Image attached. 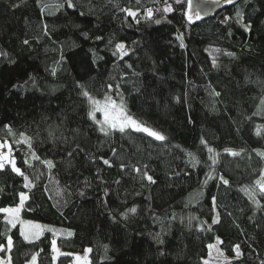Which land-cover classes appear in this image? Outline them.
<instances>
[{
  "label": "trees",
  "instance_id": "obj_1",
  "mask_svg": "<svg viewBox=\"0 0 264 264\" xmlns=\"http://www.w3.org/2000/svg\"><path fill=\"white\" fill-rule=\"evenodd\" d=\"M73 4L69 9L65 0H0V51L7 54L0 56V142L12 148L5 154L0 148V153L10 155L28 177L26 182L4 161L0 208L18 206L23 192L28 196L24 219L73 233L45 232L30 243L20 235V225L11 227L0 213V245L7 248L8 237L13 240L11 252H0V261L11 256V264H33L35 256L34 264H72L74 255L91 248V264H174L188 237L197 236L200 243L190 264H205L207 246L217 243L231 264H261L264 0H242L194 26L186 19L187 0H73ZM165 7L172 12H163ZM123 9L138 16L133 19ZM156 19L161 20L159 25ZM242 24L251 27L245 31ZM85 32L88 39L81 35ZM24 39L31 46L23 44ZM117 43L128 49L122 59L113 55ZM61 46L68 62L51 75ZM93 52L104 59L93 61ZM30 77L36 78V88ZM24 81H29L26 90L14 87ZM78 81L86 83L85 90L97 100L107 94L120 103L122 94L131 115L166 140L131 129L104 136L100 125L87 116L91 103L75 88ZM109 83L111 90L105 87ZM206 88L223 93L214 105ZM76 145L83 151L68 157ZM45 159L53 167L44 164ZM144 171L157 183L142 179ZM221 175L228 185L219 180ZM105 200L118 222L105 210ZM131 207L137 208L136 214L122 220L120 214ZM217 214L219 222L213 224ZM191 217L196 219L190 221ZM156 233L163 236V245L153 240ZM52 240L67 254H60L57 261ZM236 245L242 253L239 258Z\"/></svg>",
  "mask_w": 264,
  "mask_h": 264
},
{
  "label": "snow or ice",
  "instance_id": "obj_2",
  "mask_svg": "<svg viewBox=\"0 0 264 264\" xmlns=\"http://www.w3.org/2000/svg\"><path fill=\"white\" fill-rule=\"evenodd\" d=\"M176 2L179 3V0H176ZM214 2L215 3H221L222 0H214ZM223 2L225 4H227V5H232L235 2V0H223ZM65 3H66V5H67V7L69 9H74L73 0H65ZM57 7L59 8V7H61V5H57ZM123 11H126L127 12V16H130L133 19H136V17L138 16L137 12H134V11H131V10H128V9H123ZM163 12L171 13L172 12V8L171 7H165L163 9ZM148 14H149V16H151L152 9H148ZM80 15H83V13L81 12ZM240 16H241V13L238 12L237 13V17H240ZM199 17H200V13L197 12L196 13V18L198 19ZM189 19L191 20L192 18L189 17ZM137 23H139V20H137ZM160 23H161L160 19H156L155 20V24L159 25ZM75 26L79 27V25H75ZM242 27L244 28L245 31H248L251 26L248 25V24H242ZM228 34L231 35L232 33L229 32ZM45 35H48L47 31L45 32ZM81 35H83L85 39L89 38L88 37V33H86V32L82 33ZM177 38L181 40V47H185V45L183 43V37L180 36V37H177ZM96 39L99 40V39H101V37H96ZM108 43L111 44L112 41L109 40ZM23 44L31 46L28 39H24L23 40ZM215 51L216 52H220L221 50L220 49H215ZM117 54L120 55L121 59L123 58V56L129 54L128 53V49L126 48L125 44L117 43L115 45V51L113 52V55H117ZM6 55H7L6 53L0 51V56H6ZM226 55L229 56V57H232V58L235 57V53H233V52H227ZM68 59L69 58H66L64 56L63 47L62 46L59 47V49H58V57L56 59H54V61H53L55 67H53L50 70V74L51 75H55L57 68H61L62 66L66 65L67 62H68ZM103 59H104V57L99 56L97 53L93 52V61L103 60ZM128 67L131 68L132 65L128 64ZM213 67H215L217 69L219 68V64L217 63L216 59H213ZM46 70H48V69H46ZM87 75L90 76L91 73H88ZM136 75H139V74H136ZM81 79L84 80V77H82ZM29 80L31 81V87L36 88L37 87L36 78L35 77H30ZM28 84H29V81H24L23 83L16 84L14 87L17 90H21V89H25L26 90ZM105 87L107 89L111 90L113 85L111 83H109V84L105 85ZM115 87L117 89H119L120 84H116ZM75 88L78 90V93L82 97L87 98L90 101L91 108L88 111L87 116L92 121L96 122L97 124H100L99 131L101 133H103L104 136H106V137L110 136L113 131H118L120 133H124L126 131V129L132 128L136 132L146 133L149 137H152V138H154L157 141L166 140V136L165 135H162L160 132L155 131L152 128L145 126L142 121H139V120L133 118L131 113L128 111L127 103L124 100L122 94H121V97H120V103L117 104L116 101L112 99L111 95H107L106 94L104 96L103 100H97V99H94L93 97H91L89 95V92L85 90L86 83H82V82L78 81L75 84ZM206 91H208L209 96L213 98V105L223 95L222 91H217L215 88H211V89L206 88ZM174 99L176 100L177 103L181 102L180 101V97H178V96L175 97ZM211 110L213 112L217 111L215 106H213L211 108ZM97 112H100V113L103 114L104 120L102 122L101 121H97V119H96V113ZM9 130H11V129L9 128ZM77 131H78V129H77ZM49 134H50V136L52 135L51 132ZM24 139L27 142L28 146L31 148V141L27 137H25ZM200 143L201 144H206V141L201 140ZM3 147H5V145L0 144V148H3ZM8 149H9V152L11 153V151H12L11 145H8ZM77 150L83 151V149H81L79 145H76L75 148H73L72 150H70L67 153L68 157H72L73 153L76 152ZM225 151L229 152V154L232 155V156L237 155V153L232 151L231 149H225ZM208 152L212 153L213 149L209 147L208 148ZM115 154H116L115 149H113V155H115ZM188 155L191 156L192 154L189 153ZM34 158L36 160H40L39 156H34ZM89 158H91V157H89ZM210 159H214V157L210 156ZM4 161H8L11 164V168H12L13 172L17 173L18 175L23 176L24 180L26 182L28 181V177L24 176V174L21 172L20 168H18L16 166V163L14 162V160H12L11 156H5V155H3V153H0V169H3L5 167ZM42 162L44 164L48 165V167H50V168L53 167V162L51 160L45 159ZM103 162L106 165L109 164V161L107 159H105ZM147 167L148 166L145 165V168H147ZM121 168H123V165H121ZM135 171L138 172V173L141 172V170L139 168H136ZM177 175H179V173H177ZM141 178L142 179H146L151 184H156L157 183V181L153 178V176L149 175L147 173V171H144V172L141 173ZM219 180L222 181V183L224 185H228L229 184V180L225 179L222 175L219 176ZM116 183L119 184L120 181L117 180ZM258 183L261 184V190H262V192H264V181H260ZM205 184H207V180H205ZM28 186H29V184L26 183L25 187H28ZM84 186L85 187H89L90 186L89 181L85 180L84 181ZM78 195L83 197L85 195V193L83 191H80V192H78ZM105 195H107V190H105ZM249 195L251 196L252 200L255 202L256 197L251 192V190L249 191ZM27 200H28V196L25 193L21 192L20 193V197H19V206L18 207H15V208H9V207L0 208V213L7 214L8 218L6 220V223L8 225H11V227H13V228L16 227V223H17V221H19L20 213L24 209L25 202ZM211 203H212L213 211H215L216 207H217L216 197H214V196L211 197ZM104 204H105V210L108 211V214H109L110 218L113 220V222L114 223L118 222L116 216H114L112 214V210L107 208V200L104 201ZM136 212H137V208L136 207H131L127 211L121 213L120 216H121L122 220L127 221L129 219V213L135 215ZM173 218H175V217H173ZM155 219H158V217L155 218ZM194 219H196V217H191L190 221L194 220ZM218 222H219V214H217V216L214 217L213 220H212L213 224H216ZM20 223L22 225V229L20 231V235L24 238L25 241H28L30 243L33 242L34 240L38 239L42 235L43 231L45 230L42 225L33 224L32 221H20ZM203 230L204 229L201 228V231H203ZM48 231H51V229H48ZM165 234H170V232L169 233H165ZM67 235L68 236H72L73 233L72 232H68ZM152 238L157 244L163 245L165 243V240L163 239V236L161 235V233L154 234ZM51 243H52V251H53V253H56L57 252V247H56L57 242H56V240H52ZM12 247H13V240L9 236L8 239H7V248H5L3 245H0V252H5V251L11 252ZM208 247L212 248L213 245L209 244ZM107 250H108L107 246H105V252H107ZM87 251L90 253V252H92V249L88 248ZM234 251H235V254H236L237 258L242 256L241 249H240L239 245L235 246ZM159 254L163 255L164 252H160ZM61 255H67V254L61 253ZM54 259H55V256H54ZM75 259L77 261H79L81 258L79 256H77ZM35 260H36V257L33 256L32 257L33 264H34ZM0 264H11V256H9L6 261H0ZM205 264H207V262H205ZM261 264H264V261H262Z\"/></svg>",
  "mask_w": 264,
  "mask_h": 264
},
{
  "label": "rangeland",
  "instance_id": "obj_3",
  "mask_svg": "<svg viewBox=\"0 0 264 264\" xmlns=\"http://www.w3.org/2000/svg\"><path fill=\"white\" fill-rule=\"evenodd\" d=\"M116 103L119 104L118 102H116ZM96 119H97V121L102 122L104 120L103 114L100 112H97L96 113ZM98 125H100V124H98ZM128 129L134 130L132 128H128ZM0 144H3V143L0 142ZM6 148H7V150H9L6 145H5V147H3L1 149H6ZM6 156H10V155H6ZM261 181H264V175H263ZM260 187H261V184H260ZM18 206H16V207H18ZM5 215H6V219H7L8 218L7 214H5ZM20 221H32L33 224L42 225L45 229L42 234H44L45 232H52V233L56 234L57 236H68L67 233L72 232L69 229L55 228L52 225H49V224H46L43 222L26 220L22 217V211L20 213L19 221H17V223H16V225H20V227L22 229V225H21ZM48 229H51V231H48ZM198 243H200V240L197 236L188 237L184 250L180 253V256L176 260V262H173V263L174 264H190L191 263L190 261L192 260V257H193V253L197 249ZM56 247H57V252L53 254V256H55V261L58 260L60 254L62 253L61 249L58 247V244H56ZM208 249H209V255H208L207 259L204 261V263L207 262V264H231V261L221 251L218 243L213 245L212 248L208 247ZM88 254H89V252L87 251V252L82 253V254L74 255L72 264H91ZM77 256H79L81 258L79 261H77L75 259Z\"/></svg>",
  "mask_w": 264,
  "mask_h": 264
},
{
  "label": "water",
  "instance_id": "obj_4",
  "mask_svg": "<svg viewBox=\"0 0 264 264\" xmlns=\"http://www.w3.org/2000/svg\"><path fill=\"white\" fill-rule=\"evenodd\" d=\"M242 0H235L232 5H227L223 2L215 3L214 0H187L188 6L186 11V19L192 26L207 20L214 18L217 14L223 10L237 5ZM200 13V17L196 18V13ZM189 17L192 19L190 20Z\"/></svg>",
  "mask_w": 264,
  "mask_h": 264
},
{
  "label": "built area",
  "instance_id": "obj_5",
  "mask_svg": "<svg viewBox=\"0 0 264 264\" xmlns=\"http://www.w3.org/2000/svg\"><path fill=\"white\" fill-rule=\"evenodd\" d=\"M2 152L5 154L7 152V150H2Z\"/></svg>",
  "mask_w": 264,
  "mask_h": 264
},
{
  "label": "crops",
  "instance_id": "obj_6",
  "mask_svg": "<svg viewBox=\"0 0 264 264\" xmlns=\"http://www.w3.org/2000/svg\"><path fill=\"white\" fill-rule=\"evenodd\" d=\"M7 149V148H6Z\"/></svg>",
  "mask_w": 264,
  "mask_h": 264
}]
</instances>
